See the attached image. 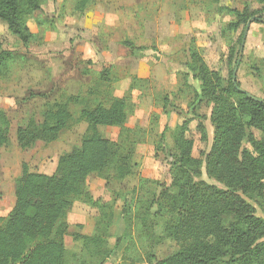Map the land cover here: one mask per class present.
<instances>
[{
    "label": "rangeland",
    "instance_id": "1",
    "mask_svg": "<svg viewBox=\"0 0 264 264\" xmlns=\"http://www.w3.org/2000/svg\"><path fill=\"white\" fill-rule=\"evenodd\" d=\"M82 1L45 2L25 20L32 35L27 46L0 22L1 50L11 53V61L0 71V112L10 124L8 143L0 147V217L14 206L23 164L31 173L54 174L58 158L79 147L86 134L80 111L123 97L126 128L134 134L131 174L121 181L89 176L86 187L94 205L73 201L64 219L69 226L65 263L96 264L75 236L96 233L103 216L100 207L111 220L107 241L112 255L103 264H146L148 255L163 260L179 246L164 237L167 219L155 214L150 202L171 183V166L179 154L173 135L184 121L178 113L193 104L203 118L193 120L185 134L194 144L192 158L205 160L213 145L211 106L199 97L191 52L196 51L228 87L246 26L236 33L227 30L236 20L230 10L264 5L252 0H85L81 7ZM236 82L264 100V24L249 26ZM69 97L78 99L68 102ZM53 104L67 107L71 125L55 142L21 150L17 128L31 121L41 124L45 107ZM99 132L112 142L119 140L117 128L101 127ZM202 179L222 188L204 169ZM256 215L264 218V205L256 207Z\"/></svg>",
    "mask_w": 264,
    "mask_h": 264
},
{
    "label": "trees",
    "instance_id": "2",
    "mask_svg": "<svg viewBox=\"0 0 264 264\" xmlns=\"http://www.w3.org/2000/svg\"><path fill=\"white\" fill-rule=\"evenodd\" d=\"M47 1L0 0V22L27 46L32 35L25 20L40 12ZM252 1L264 5V0ZM85 4L83 0L81 7ZM230 13L236 20L227 30L236 33L249 19H264V6L251 10L245 5L241 12ZM10 61L11 53L0 46V71ZM190 61L200 83L199 97L211 106L213 145L205 160L192 158L194 144L185 134L193 120L203 118L196 115L193 104L178 113L184 121L173 135L179 154L171 166V183L150 204L156 206L155 214L167 219L164 237L179 248L163 260L148 255L146 264H264V218L256 215V207L264 205V105L238 92L233 83L225 87L220 74L209 70L196 51L191 52ZM126 110L123 97L113 98L108 106L82 109L79 121L86 124V134L79 147L58 158L54 174L31 173L22 165L14 206L0 217V264H66L64 238L69 226L64 219L73 201L94 205L86 187L89 176L121 181L131 174L134 134L126 128ZM72 122L65 105H48L41 124L31 121L17 128V145L27 150L37 142H55ZM101 127L119 129L118 142L103 138ZM9 128L0 112V147L8 143ZM197 129L205 138L204 127L199 124ZM202 167L208 179L222 188L202 179ZM100 209L103 216L96 233L75 236L96 264L112 255L107 241L110 215Z\"/></svg>",
    "mask_w": 264,
    "mask_h": 264
},
{
    "label": "water",
    "instance_id": "3",
    "mask_svg": "<svg viewBox=\"0 0 264 264\" xmlns=\"http://www.w3.org/2000/svg\"><path fill=\"white\" fill-rule=\"evenodd\" d=\"M254 22L264 24V19H260V18L254 17V18L249 19L248 22L246 23V26H245L244 32H243V36H242V39H241L240 47H239V50H238L237 61H236V64H235L233 72H232V82H233V85H234V87L236 88V90L238 92L244 93L247 96V98L253 100L254 102H257V103H260V104L264 105V100H261V99L253 97L252 95H250V94L246 93L245 91H243L242 89H240L237 86V84H236V71H237L241 56H242V52H243L246 36H247L248 30H249V26L252 23H254Z\"/></svg>",
    "mask_w": 264,
    "mask_h": 264
}]
</instances>
